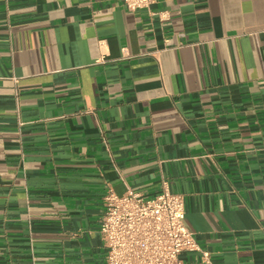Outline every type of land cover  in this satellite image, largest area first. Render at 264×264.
Masks as SVG:
<instances>
[{"label":"crops","instance_id":"0c3cea01","mask_svg":"<svg viewBox=\"0 0 264 264\" xmlns=\"http://www.w3.org/2000/svg\"><path fill=\"white\" fill-rule=\"evenodd\" d=\"M163 181L264 264V0H0V264H105V193Z\"/></svg>","mask_w":264,"mask_h":264},{"label":"built area","instance_id":"2783aa9c","mask_svg":"<svg viewBox=\"0 0 264 264\" xmlns=\"http://www.w3.org/2000/svg\"><path fill=\"white\" fill-rule=\"evenodd\" d=\"M120 2L135 11L148 10L153 0ZM102 205L99 234L105 264H187L180 258L183 252L200 254V261L193 264H213L185 225L183 196L171 192L166 181L150 197L132 190L122 195L108 190Z\"/></svg>","mask_w":264,"mask_h":264}]
</instances>
